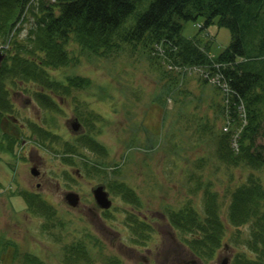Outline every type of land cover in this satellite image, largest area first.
Returning <instances> with one entry per match:
<instances>
[{
    "label": "rangeland",
    "instance_id": "374dc122",
    "mask_svg": "<svg viewBox=\"0 0 264 264\" xmlns=\"http://www.w3.org/2000/svg\"><path fill=\"white\" fill-rule=\"evenodd\" d=\"M150 1H142L129 17L130 22H135L136 16L144 12ZM202 24L200 17L196 21L187 22L182 34L186 38L196 36L203 43H209L210 54L216 56L228 46L230 32L215 24L199 29L198 26ZM24 33L25 28L20 35L23 37ZM5 54L1 63L6 60L8 53L5 51ZM162 67L168 69L164 64L146 69L144 57L127 52L106 59H95L88 55L73 67L75 69H62L69 76L87 78L88 84L73 90L71 100L67 95L69 101L62 105L66 114L56 108L45 117L50 127L57 125L58 130L68 133L63 125L65 118L71 114V107L73 111H84L85 107H89L92 110L90 114L93 111L98 113L90 116L92 121L88 127L92 125L89 128L97 136L94 144L100 153H91L88 148L83 150L74 141L76 151L91 158L92 165L99 163L106 171H111L106 176L91 173L85 176V171H80L78 165L73 166L77 157H72V160L63 158L62 141L73 138H61L60 150L56 155L53 151L47 152L49 159L45 154L42 155L44 177L40 190L41 198L43 195L45 198H35L44 201L54 214H50V211L34 213L28 208V197L22 189L29 186L35 190L34 183L37 181L30 176L25 156L22 158L25 152L21 150L20 144L26 133L18 128V124H25V118L17 111L9 113L17 120L16 123L0 118V142L3 140V145L8 148V137L3 136L17 139L11 153L0 148V264H63L58 243L61 239H71L74 234L84 237L82 241L90 249L92 259L89 263L79 259L78 264H100L109 258L110 264H119L117 257L123 264L198 262L174 240V236L178 235L168 225L166 215L171 210L184 207L187 202L193 205L196 212L201 213L205 199L216 205L219 203L221 217L224 218L229 201L228 191L243 179L244 173L240 168L218 166L217 161L212 160L215 151L210 140L204 142L208 137L201 126L204 120H200L199 116H207L210 120L214 116L208 108V101L212 98L210 85L200 88L195 74H189L183 77L184 86L176 89L175 93H166L172 84L167 77L161 79ZM7 83L6 80L5 85ZM8 86H4L7 91H21L19 87ZM11 99L15 107L23 104L16 95H12ZM40 114L44 115V111ZM40 123L43 125V119H40ZM212 129L217 130L216 127ZM83 156H80L79 162ZM201 157L204 162L199 161ZM75 168H79L81 173L78 177L74 173ZM118 169L119 173H112V170ZM114 180L126 184L139 199V207H136L123 201L121 194H115V191L113 195L110 194L111 208L104 212L110 220L103 224L115 229L117 234L108 232L102 226V215H97L99 209L91 194L97 183L107 185L105 182ZM207 188L216 192L215 195L207 194ZM68 191L78 194V206L71 208L65 203L63 194ZM122 211H131L133 215L148 221L152 232L149 235L152 240L150 244H140L142 247L139 248L129 241L128 232L124 228L126 214ZM59 222H63V228H60ZM65 227L70 233L63 231ZM61 231L63 235L59 234ZM230 231L228 227L222 241L228 247L219 248L214 258L199 264H222L224 258L227 259L226 264L232 262L233 255L244 245L232 238L236 230ZM238 231L243 236V232L248 231V225L239 227ZM250 256L255 257L256 253L250 252Z\"/></svg>",
    "mask_w": 264,
    "mask_h": 264
},
{
    "label": "trees",
    "instance_id": "16d2710c",
    "mask_svg": "<svg viewBox=\"0 0 264 264\" xmlns=\"http://www.w3.org/2000/svg\"><path fill=\"white\" fill-rule=\"evenodd\" d=\"M142 1L0 0V45H5L8 53L0 68V118L11 108L7 105L9 98L4 87L7 85L15 88L27 84L36 88L29 95L42 111L56 109L55 95L64 102L65 98L66 102L71 100L73 90L83 88L88 79L69 76L63 70L76 67L88 55L106 59L128 52L144 57L146 69L164 64L168 69L161 68V79L167 77L172 84L166 93H175L184 86L183 77L191 72L184 69L194 68L200 88L210 85L212 92L208 108L214 116L211 120L199 116L204 120L201 126L208 137L204 142L209 139L214 147L212 160L218 166L240 168L244 177L228 191L224 218L220 204L205 199L202 214L187 202V207L173 210L166 218L177 233V240L200 260L214 256L229 227L230 232L236 230L232 238L244 245L230 264H264V0H151L135 22H130L129 17ZM199 17L203 21L199 29L215 24L230 32L228 46L216 56L210 54L209 43L182 34L184 24ZM225 125L227 134L219 128ZM231 131H237L235 153L229 147ZM3 137H8L10 145L5 148L1 140L0 148L11 153L17 139ZM73 150L75 147L67 151ZM199 161L204 162V158ZM82 164L85 175L106 176V170L96 163L89 167L87 161ZM107 186L111 193L121 194L127 204L139 207L137 195L126 184L114 180L107 182ZM206 191L211 196L216 193L209 188ZM26 196L28 208L34 213L54 214L44 201L34 202ZM123 213L129 241L144 244L136 241L148 240L151 233L148 221L130 211ZM104 219L110 220L106 215ZM59 225L63 228V222ZM245 225L248 231L242 236L238 228ZM63 231L70 233L66 227ZM72 236L75 239H61L58 243L63 264H78L79 259L89 263L92 259L83 243L84 237ZM250 252L256 256L251 257Z\"/></svg>",
    "mask_w": 264,
    "mask_h": 264
},
{
    "label": "flooded vegetation",
    "instance_id": "af4514ba",
    "mask_svg": "<svg viewBox=\"0 0 264 264\" xmlns=\"http://www.w3.org/2000/svg\"><path fill=\"white\" fill-rule=\"evenodd\" d=\"M19 88L21 89V91L11 90L6 92V97L9 98V103H7V105H11L12 109L10 112H4L3 113L4 117L2 116V119L4 118L9 121H17L14 117L9 115V113L13 111L20 112L25 118L26 121L25 124L24 123L18 124V128L26 133L24 136L25 139H23L20 144L21 150H23V153L25 152V154L22 155V158L25 156L26 159L25 163L28 164L29 166L30 174H31L30 176L32 177V179H37V181L34 183L35 190H31L29 186L28 187L24 186L22 189L24 191V194L28 195L31 198V200H33L34 202H39L37 201V199L43 200V198H45L44 195L41 198L42 193L40 190L42 188L41 181L44 177V171L42 170V166H41L42 160L44 158V156L42 155L45 154L49 159L47 152L51 153L52 151L58 149L57 147L58 138L61 139L67 137L68 139L73 138V141L80 140V142H83L91 139L97 141L96 140L97 136L95 137V135L90 130L92 125L89 126L90 128L88 127V124L90 123V119L88 117L83 118L81 114H77L76 112H74L72 107L70 109L71 114L69 115V117L65 118V124L63 125L64 129H66L68 133H63L61 130H58L57 125H55L54 127H50L48 123L49 120L45 117V115H50L53 111L46 110L44 111V115L40 114L42 109L39 108L38 104L33 100L32 96L29 95L30 92H36L35 90L37 89L32 88L30 85L27 84L20 86ZM12 95H16L17 99L22 100L23 104L21 105L17 104L18 106L15 107V105L12 103V99H11ZM54 97L58 101V103H56V108H58L59 112L64 111L62 105L66 103V98L64 102V99L61 96L55 95ZM64 114H66L65 111ZM40 119H43V125L40 123ZM75 120L79 124L75 123V125L72 126V123L75 122ZM53 138H56V140L51 142ZM42 145H44L46 148L43 147ZM95 151L97 153H100L97 148H95ZM97 157H100L99 154H97ZM74 163L80 166V170L82 169L81 162H74ZM31 169H34V173H31ZM74 173L77 177L80 176L78 169L77 170L75 169ZM104 186L105 189L108 190L107 185L104 184ZM64 195L65 193L63 194V198ZM78 204H79V200H78ZM99 212L103 214L106 211L99 209L97 215L101 216L102 214H100ZM103 216L104 215L101 216L102 226L105 227V229L108 232L117 234L116 230L110 229L109 227L106 226V224H103L106 221ZM150 241L152 242V240H148V242Z\"/></svg>",
    "mask_w": 264,
    "mask_h": 264
},
{
    "label": "water",
    "instance_id": "95a60500",
    "mask_svg": "<svg viewBox=\"0 0 264 264\" xmlns=\"http://www.w3.org/2000/svg\"><path fill=\"white\" fill-rule=\"evenodd\" d=\"M4 57L5 54L1 52V47H0V65ZM31 173H34V169H31ZM91 193L98 207L105 210L110 207L111 201L108 198L107 192L104 191L103 186L94 187ZM78 200H79L78 195L73 192H67L64 195V201L66 202V204H68L71 207H76L78 205ZM222 264H225V261H223Z\"/></svg>",
    "mask_w": 264,
    "mask_h": 264
}]
</instances>
